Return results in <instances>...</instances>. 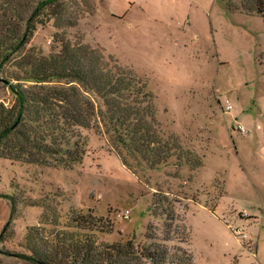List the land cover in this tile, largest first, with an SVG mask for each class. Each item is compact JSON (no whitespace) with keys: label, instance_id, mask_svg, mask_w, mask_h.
I'll return each mask as SVG.
<instances>
[{"label":"rangeland","instance_id":"374dc122","mask_svg":"<svg viewBox=\"0 0 264 264\" xmlns=\"http://www.w3.org/2000/svg\"><path fill=\"white\" fill-rule=\"evenodd\" d=\"M64 7L79 15L77 26H39L25 53H59L57 35L101 49L147 84L162 133L202 166L173 159L133 173L107 137L87 130L76 139L83 161L72 169L0 159V264H27L16 256L28 254L29 230L56 229L43 214L63 224L73 211L112 226L98 234L100 243H164L192 264H264V20L232 13L224 0H68ZM12 101L0 85V103Z\"/></svg>","mask_w":264,"mask_h":264},{"label":"trees","instance_id":"16d2710c","mask_svg":"<svg viewBox=\"0 0 264 264\" xmlns=\"http://www.w3.org/2000/svg\"><path fill=\"white\" fill-rule=\"evenodd\" d=\"M66 1L3 0L0 5V85L13 95L11 105L0 103V159L69 170L83 161L76 139L87 130L107 137L133 173L136 167L159 170L173 159L180 165L183 158L200 168L202 162L184 153L177 137L162 133L147 84L101 49L57 35L59 53H25L39 26L51 21L59 29L77 26L79 15L66 14ZM224 2L232 13L264 20V0ZM42 218L56 229L29 230L28 254L15 255L27 264H192L186 252L177 249L182 257L176 255L164 243L98 242V234L111 233L112 226L91 212L73 211L63 224L58 215L55 221L45 213Z\"/></svg>","mask_w":264,"mask_h":264},{"label":"built area","instance_id":"2783aa9c","mask_svg":"<svg viewBox=\"0 0 264 264\" xmlns=\"http://www.w3.org/2000/svg\"><path fill=\"white\" fill-rule=\"evenodd\" d=\"M232 109H233L232 105H230V104L228 103V105L226 106V110H227V112L232 111ZM119 217H120L121 220H123V221H127V220L130 219V212H129V211H126V212H124L123 214H121Z\"/></svg>","mask_w":264,"mask_h":264}]
</instances>
